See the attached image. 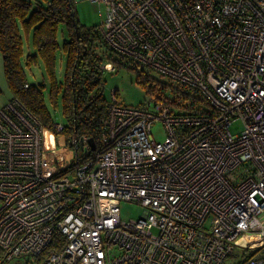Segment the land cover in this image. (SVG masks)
<instances>
[{"label":"built area","instance_id":"2783aa9c","mask_svg":"<svg viewBox=\"0 0 264 264\" xmlns=\"http://www.w3.org/2000/svg\"><path fill=\"white\" fill-rule=\"evenodd\" d=\"M91 1L106 5L97 30L114 56L169 86L140 107L114 92L96 148L73 137L58 172L40 121L17 99L0 109L1 263L225 264L240 248L264 264V0ZM171 85L204 105L176 104ZM125 201L147 211L123 221Z\"/></svg>","mask_w":264,"mask_h":264},{"label":"trees","instance_id":"16d2710c","mask_svg":"<svg viewBox=\"0 0 264 264\" xmlns=\"http://www.w3.org/2000/svg\"><path fill=\"white\" fill-rule=\"evenodd\" d=\"M98 26L80 23L74 0H0V51L13 99L19 100L45 128L65 135L70 146L73 137L90 136L100 142L111 103L104 93L102 65L114 61L127 66L103 44ZM60 33L64 35L63 43L59 41ZM25 39L33 43L28 54ZM61 52L65 60L63 79L57 73ZM40 63L45 66L49 84L28 81L26 69ZM138 80L150 92L158 89L146 75L140 74ZM168 86L160 82V88ZM170 91L176 104L188 102L186 106L192 107L205 103L192 89L171 85ZM47 92L55 108L62 106L66 125L61 133L55 129ZM64 242V236L57 232L48 253L60 249ZM251 257L245 253L237 264H248ZM0 264L4 263L0 260Z\"/></svg>","mask_w":264,"mask_h":264},{"label":"rangeland","instance_id":"374dc122","mask_svg":"<svg viewBox=\"0 0 264 264\" xmlns=\"http://www.w3.org/2000/svg\"><path fill=\"white\" fill-rule=\"evenodd\" d=\"M77 12V17L81 24L87 27L98 26L103 23L106 18V5L103 2H92L91 0H74ZM64 35L59 34V41L63 43ZM33 50L32 39H25V52L28 54ZM62 52L59 55L57 73L59 79H63L65 73V60L61 58ZM116 70L107 69L103 73L105 81L104 93L105 97L112 101L114 92H117L118 99L123 105L140 107L145 103L151 102L154 97L161 94L160 82L169 85V79L162 76L160 73L150 70L146 67H136L135 65H115ZM28 81L33 84L43 83L49 84L45 66L40 63L38 66L26 69ZM146 75L152 81V86H157L158 89L149 91L142 84L139 83V75ZM159 85V86H158ZM46 101L49 110L52 113L55 123L66 125L63 116L62 106L55 108L50 97L49 92L46 93ZM233 134H240L244 131V124L238 120L231 126ZM153 134L156 140L164 141L166 133L161 124L155 126ZM43 150L46 154L55 155L58 163L53 164L51 168L58 172L59 169L67 168L73 165L76 159L75 148L67 143L65 135H56L49 129H44L42 133ZM147 208L134 202H123L121 204V217L123 221L136 220L141 218ZM256 249L246 252L244 249L237 248L232 257L227 259L225 264H237L245 253L253 255V258H260L262 252L256 253ZM39 260L33 257L15 258L7 261L4 264H38Z\"/></svg>","mask_w":264,"mask_h":264},{"label":"crops","instance_id":"0c3cea01","mask_svg":"<svg viewBox=\"0 0 264 264\" xmlns=\"http://www.w3.org/2000/svg\"><path fill=\"white\" fill-rule=\"evenodd\" d=\"M12 98L13 93L7 81L4 58L0 51V109H2Z\"/></svg>","mask_w":264,"mask_h":264},{"label":"water","instance_id":"95a60500","mask_svg":"<svg viewBox=\"0 0 264 264\" xmlns=\"http://www.w3.org/2000/svg\"><path fill=\"white\" fill-rule=\"evenodd\" d=\"M90 144H91L92 149L94 150L96 148V141H95V139L91 138Z\"/></svg>","mask_w":264,"mask_h":264}]
</instances>
